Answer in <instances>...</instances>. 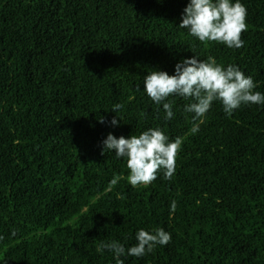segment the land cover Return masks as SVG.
Instances as JSON below:
<instances>
[{
  "label": "trees",
  "instance_id": "1",
  "mask_svg": "<svg viewBox=\"0 0 264 264\" xmlns=\"http://www.w3.org/2000/svg\"><path fill=\"white\" fill-rule=\"evenodd\" d=\"M189 2L0 0V264H116L101 243L127 250L160 228L166 246L123 264H264V103L229 116L214 101L193 121L192 101L170 96L166 120L143 82L211 57L264 94V0H240L239 49L180 28ZM149 128L181 139L176 171L132 187L102 141Z\"/></svg>",
  "mask_w": 264,
  "mask_h": 264
},
{
  "label": "clouds",
  "instance_id": "2",
  "mask_svg": "<svg viewBox=\"0 0 264 264\" xmlns=\"http://www.w3.org/2000/svg\"><path fill=\"white\" fill-rule=\"evenodd\" d=\"M246 17L247 10L240 0H235V3L231 0H190L178 26L187 29L200 42H218L230 49H239L244 44L241 34L247 31ZM143 82L147 96L156 104L163 105L166 120L174 118L172 104L164 102L170 96L192 101L184 110L194 114L193 121L205 117L214 101H219L223 111L229 116L242 105L264 103V94L254 91L256 85L250 76L246 77L235 65L225 68L211 57L207 61L195 56L184 59L175 65V74L171 76L166 72L153 70ZM122 107L123 105L116 104L111 111L115 112ZM98 122L104 123V119L100 117ZM110 124L118 126L117 118L113 117ZM198 131L197 124L192 132ZM181 144V139L170 141L159 128H149L139 136L132 135L130 138H116L109 133L102 141L101 154L111 151L117 158H126L130 185L148 186L157 179L161 170L164 178L171 180L176 171V157ZM111 183L115 184L117 181L114 179ZM175 208L176 202L173 201L171 209L175 211ZM135 238L137 243L127 250L114 240L101 243L100 250L107 249L113 253L116 264H123L120 257L125 256L126 251L128 256L141 258L146 253H151L157 245L166 246L171 235L162 228L156 229L154 234L141 229Z\"/></svg>",
  "mask_w": 264,
  "mask_h": 264
}]
</instances>
